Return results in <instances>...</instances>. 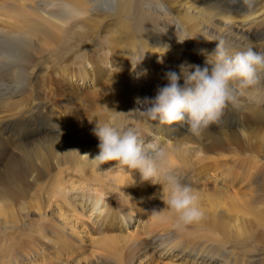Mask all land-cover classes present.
Returning a JSON list of instances; mask_svg holds the SVG:
<instances>
[{"label": "bare ground", "instance_id": "1", "mask_svg": "<svg viewBox=\"0 0 264 264\" xmlns=\"http://www.w3.org/2000/svg\"><path fill=\"white\" fill-rule=\"evenodd\" d=\"M166 11H171L174 27L181 26L188 36L184 39L195 38L184 40L177 32V39L165 42L138 32L147 16L157 21ZM2 14L12 29L0 31V213L11 217L12 224L0 228V242L12 240L3 246L14 247L17 254L0 264H20L25 258L32 264H70L86 244L92 259L81 263L78 258L77 264H137V255L153 244L184 253L190 249L185 264L207 263L197 259L206 252L228 258L234 253L230 234L200 241L180 235L172 226L176 221L166 222L170 213L160 211L165 207L160 184L141 182L138 170L115 169L116 161L98 166L91 160L99 152V141L93 142L95 121L109 119L114 108L122 110L123 117L115 119L119 125H135L142 135L154 131L180 180L190 176L186 183L198 193L202 213L197 220L221 228L224 212L248 208L264 221V73L258 93L244 89L198 136L184 123L162 125L137 109L138 98L154 97L158 86L168 82L166 71L179 72L178 61L203 65L200 50L213 51L217 41L229 52L264 51V0H0V18ZM52 26H66L74 40L90 45L77 69L63 63L65 46L74 47L73 40L58 51L48 49ZM105 73L109 93L86 108L89 118L80 123V132L74 131L71 118L78 119L85 98L52 75L94 84ZM132 77L144 80L136 93L129 88ZM37 193L41 197L32 201ZM34 213L38 224L21 236L15 226L21 222L25 228ZM107 229L113 235L100 232ZM235 231L231 237L242 235L238 224Z\"/></svg>", "mask_w": 264, "mask_h": 264}, {"label": "clouds", "instance_id": "2", "mask_svg": "<svg viewBox=\"0 0 264 264\" xmlns=\"http://www.w3.org/2000/svg\"><path fill=\"white\" fill-rule=\"evenodd\" d=\"M200 54L205 56L203 65L181 63L179 72L166 71L168 82L158 86L154 97L138 98L142 107L137 109L148 120L162 125L184 123L190 133L198 136L218 119L227 104H235L244 95V89L260 91L257 86L264 73V51L248 48L229 52L221 40L213 51L201 49ZM92 132L99 141V152L91 159L93 162L101 166L116 161L115 169L138 170L141 182L160 184L159 199L165 204L160 211L174 214L178 225L199 219L202 213L197 206L198 193L173 172L163 146L155 141L145 142L140 128L121 126L114 117L96 120Z\"/></svg>", "mask_w": 264, "mask_h": 264}, {"label": "rangeland", "instance_id": "3", "mask_svg": "<svg viewBox=\"0 0 264 264\" xmlns=\"http://www.w3.org/2000/svg\"><path fill=\"white\" fill-rule=\"evenodd\" d=\"M172 17L173 16H172L171 11H166V14L162 16V18L157 19V21H154L156 18H153L152 16H147L144 19L143 23L137 22L139 26L142 23L141 27L138 28V32L140 33L148 32L150 34H156L164 38L165 42L168 39H177L178 38L177 32H180V34H182L183 36L182 39H184L185 37H188L186 36V34L181 33L182 32L181 26L174 27ZM0 19H1L0 20V31H2L5 34H8L7 31L12 29L10 21L7 18H3V14ZM51 30H52V35H53L50 38V40L52 41V45L51 47H48V49L54 48L56 49V51H58L61 47H63L64 45H67L68 42L73 40V43L75 45L74 47L65 46L67 49L66 51H68V53L65 55V57H63V60H64L63 63H68L70 65L73 64L69 67V69H77L78 66L76 64L79 62L80 59H82L87 54L86 52L90 45L83 44V41L80 39L74 40L76 35L75 34L71 35L69 28L66 26H52ZM97 38L94 39V42L97 41ZM190 48L192 49L193 45L190 46ZM180 63L182 62L178 61V64ZM85 64L89 68L91 67L88 61H85ZM108 68H111V67H107L106 69ZM91 69H93V67ZM106 73H108L107 70H106ZM106 73L105 75L103 74V76L100 77V80L94 84H90V81L87 83L82 82L83 78H79V77H76V78L71 77V78L63 79V78H60V75L59 76L52 75L53 78H55L57 82L59 81L60 85L63 84L64 87H67V88L71 87L69 89L71 90L73 89L75 90L76 93L77 92L79 93L77 94V96H81V98L84 96L85 98V101H83L85 103L82 102V105H81V108L83 109L79 110V113L77 114L78 119L71 118L72 119L71 122L75 123V126L77 127L74 129V131L80 132L81 130L80 123H82V121L85 120V118L86 119L89 118V115L87 113L88 110L86 108L90 107L93 104L99 103L102 100L103 98L102 96L104 95V93L108 92L110 85L107 82H105V78H107L106 76L108 75ZM131 79L132 81L129 85V88H131V90L136 93V89L139 88V84L144 80H142V78L140 79L139 77H132ZM146 79H149L148 80L149 83H155L152 78H146ZM52 83L54 84L55 82H52ZM144 90L145 89L143 90L139 89L138 93L142 94L144 98L149 97V93H146ZM138 107L141 108L142 105L138 104ZM114 109H115L114 112L110 116H108L109 118L114 117L115 119H119L123 117V114L121 112L122 110H119L117 108H114ZM127 125L128 123L125 122L124 127ZM29 126L32 127L33 125H29ZM36 126L42 128V130H46V127L44 125H36ZM146 134L147 135H142V138L145 140V142L155 141L156 134L154 133V131H148L146 132ZM97 141H98L97 138L93 139V142H97ZM206 164H208V162H206ZM194 172H195V168L193 169V171H191V173H194ZM185 177H187L186 174H185ZM189 177L187 178V180L191 182ZM187 180L185 178L181 179V181L184 183H186ZM255 183H253V185L251 186H256ZM243 190L246 191L248 190V188H244ZM40 197L41 195L37 193L35 194V196L32 197V201H36ZM212 208L213 207H210L209 209H204V211H211ZM143 215L148 216L147 211H145ZM224 215L226 216V223H224L221 228H216L212 226L211 224L204 222L202 219L194 220L190 223L178 225L176 221V217L172 213L169 214L170 219L166 220V222L174 223L176 221L175 222L176 224L175 225L172 224V226L174 227L176 226L179 229L178 232H181L180 235L197 237L198 240L200 241L202 240V241H209V242L216 241L217 234L219 235L226 234L227 236L228 234L231 235L233 233H236L235 230L237 229V224H238V227H240V229L242 230V235H238V236L234 235L232 237L229 235V238H228L229 247L234 252V253L229 254L231 257L228 258L226 256L227 254L226 255L224 254L223 255L221 254L208 255L209 253L206 252L205 255L200 254L199 257H197V259L201 260L202 258H205L207 260V263H204V264H264V221L263 220L260 221L259 219L258 221L256 219V215L251 213L248 210V208L243 212H240V210L238 209L233 213L224 212ZM33 216H34L33 219L26 220L25 228H22L23 226L20 227L21 222H19L15 226V228L20 231L21 236H26L30 232V227L33 228L34 225L38 224V222L36 221L37 220L36 218L38 215L34 213ZM134 218L132 221L133 223H136L138 219L137 217H134ZM220 220L223 221L225 220V218L224 217L220 218ZM115 222L118 224L120 223V220L115 219ZM11 224H12V218L9 217L7 214L0 213V228L1 229L9 227ZM118 231L119 230L117 229V232ZM100 232L109 233V234L114 233L112 232V229L101 230ZM120 233H123V232L120 231ZM99 234L100 233H96L97 236ZM114 235H116V233ZM7 240H8V244L11 245L10 242L12 240H9V239ZM7 240L3 241L2 243L0 242V262H5L8 256H15L17 254L14 247L6 248L5 246H3V243L6 242ZM166 249L167 248H165L164 246L160 247L156 244H153V246L149 247L148 252L145 253L147 257L145 256V254H142V255L138 254L137 255L138 257L136 256L137 257L136 259L139 260L138 262H140L141 264H185L183 257L184 256L188 257V254L192 253L189 251L190 249L186 250L185 253L182 252L181 249L178 250L177 248L167 249V250ZM89 252H90L89 247L86 244V249H84L83 251H79L76 254L77 258L76 256H74L73 257L74 260H72L70 264H77L76 262L78 258H80V260L83 259L81 260V263H86L87 259L90 258L89 256H91ZM227 258L229 260H227ZM123 261L124 263L126 262L125 252L123 255ZM138 262L137 264H140ZM20 264H32V263L30 262V260H28V258H25L20 262ZM91 264H95L94 261L91 260Z\"/></svg>", "mask_w": 264, "mask_h": 264}]
</instances>
